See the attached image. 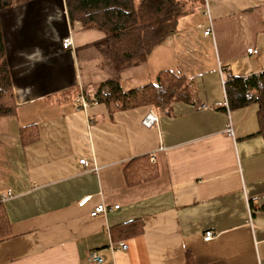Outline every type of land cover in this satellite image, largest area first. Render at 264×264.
<instances>
[{
  "label": "crops",
  "instance_id": "crops-1",
  "mask_svg": "<svg viewBox=\"0 0 264 264\" xmlns=\"http://www.w3.org/2000/svg\"><path fill=\"white\" fill-rule=\"evenodd\" d=\"M189 4L194 16L178 26L187 25L185 37L170 33L147 61L120 65L106 32L71 25L65 0L22 1L0 13L17 103L15 115L0 117V196L13 191L0 201L8 220L0 264H94L92 250L104 257L95 264H264L258 105L231 109L222 84L223 72L264 71V0ZM166 69L193 80L196 102L177 100L169 112L95 102L102 82L116 79L128 91ZM150 110L159 124L147 127ZM32 124L37 139L25 143L21 128ZM139 157L156 172L130 183L125 164ZM99 203L119 207L91 216Z\"/></svg>",
  "mask_w": 264,
  "mask_h": 264
},
{
  "label": "trees",
  "instance_id": "trees-1",
  "mask_svg": "<svg viewBox=\"0 0 264 264\" xmlns=\"http://www.w3.org/2000/svg\"><path fill=\"white\" fill-rule=\"evenodd\" d=\"M27 0H0V13L9 6ZM72 26H95L107 34L116 64L145 62L167 36L176 31L181 17L188 11L187 0H65ZM231 109L258 105L259 132L264 136V71L247 76H233L226 84ZM196 87L192 79L174 69L161 71L155 81L142 87L124 90L116 79L102 82L95 100L109 108L123 110L150 105L157 111L169 112L177 100L196 102ZM17 113L13 83L7 62L0 22V117ZM23 141L37 139L34 124L22 127ZM141 161V162H140ZM156 172L149 157H139L125 164L130 183L145 179ZM8 225L0 210V237Z\"/></svg>",
  "mask_w": 264,
  "mask_h": 264
},
{
  "label": "built area",
  "instance_id": "built-area-1",
  "mask_svg": "<svg viewBox=\"0 0 264 264\" xmlns=\"http://www.w3.org/2000/svg\"><path fill=\"white\" fill-rule=\"evenodd\" d=\"M211 0H204L205 6L206 8H208L209 6V2ZM211 26L207 27L206 30L204 31L205 35H209L211 34ZM62 45L65 49H70L73 46V38L71 36H66L63 39ZM249 53H257L258 51L256 49L253 48H249L248 49ZM233 77V75L229 72H223V78H222V84L223 86H226L228 80H230ZM77 102L83 106V107H87L90 102L88 101L87 97L85 94L81 93L79 94V96L77 97ZM95 102H97V100H95ZM142 123L147 126V127H152V126H156L157 124H159V116L153 111L150 110L149 112H147V114L144 116ZM226 132L228 135L233 136L234 135V129H233V125L232 123H229L226 129ZM80 163H82L83 165H85L86 167L89 166V163L87 161L86 158H81ZM13 195V191L12 189H8L6 192L2 193L0 196V201L3 202L5 201L7 198L11 197ZM91 199V196H86L83 199H81L79 201V205L80 206H84L86 203L89 202V200ZM119 204L113 205V206H108L104 203H99L98 205H96L93 210L91 211V216H97L101 213H106L108 210L110 209H115L118 208ZM205 240H210L214 237V233L212 231H207L205 233ZM113 249H116L117 246H112ZM122 249H127L128 248V244L123 242V244L121 245ZM89 260L92 263H101L104 261V257L102 255H99L95 250H92L89 253Z\"/></svg>",
  "mask_w": 264,
  "mask_h": 264
},
{
  "label": "rangeland",
  "instance_id": "rangeland-1",
  "mask_svg": "<svg viewBox=\"0 0 264 264\" xmlns=\"http://www.w3.org/2000/svg\"><path fill=\"white\" fill-rule=\"evenodd\" d=\"M192 4H189V5H187V8L189 7V6H191ZM194 14V8L193 7H191L186 13H185V15L187 16V15H192V16H194L193 15ZM184 15V16H185ZM192 16H187V18H191ZM191 25H192V27H194V28H196L195 27V24H194V21H192V23H191ZM187 25L185 24V23H183V25L181 26V27H179L176 31H173L172 33H174V34H172L170 37H169V40L170 39H172V38H180L181 36L182 37H185V35H186V33H185V30H184V28L186 27ZM90 27H92V26H90ZM68 36H70V35H68ZM184 40H178L177 42L179 43V45H180V47H182L181 46V43L183 42ZM69 49V48H68Z\"/></svg>",
  "mask_w": 264,
  "mask_h": 264
}]
</instances>
